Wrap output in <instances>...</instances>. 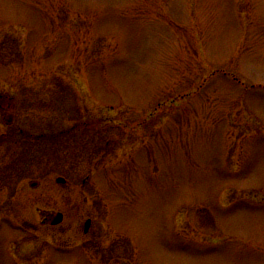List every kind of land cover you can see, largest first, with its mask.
I'll return each instance as SVG.
<instances>
[{"label":"rangeland","instance_id":"obj_1","mask_svg":"<svg viewBox=\"0 0 264 264\" xmlns=\"http://www.w3.org/2000/svg\"><path fill=\"white\" fill-rule=\"evenodd\" d=\"M0 91V264H264V0H0Z\"/></svg>","mask_w":264,"mask_h":264},{"label":"flooded vegetation","instance_id":"obj_2","mask_svg":"<svg viewBox=\"0 0 264 264\" xmlns=\"http://www.w3.org/2000/svg\"><path fill=\"white\" fill-rule=\"evenodd\" d=\"M34 133L30 131L18 127L17 121V103L16 97L14 95H5L0 91V162L4 161L3 157H13L17 156L18 148H22V143L26 140L24 137L31 139ZM58 179V178H57ZM56 179V183L60 184L63 187L70 185L66 180L64 183H58ZM36 183H32L34 186ZM0 190V212L4 211L6 206L4 205L5 201L1 199V193L7 192V183L6 178H4V182L1 183ZM3 202V203H2ZM39 215L41 217V221L39 225H32L30 232H32L35 238H40L43 242H47L48 244H53V237L50 234L42 235L39 231L40 227H58L61 226L62 222L55 224V220L59 213L56 210L47 211L42 209H37ZM63 215V214H62ZM64 219V216H63ZM91 220V219H88ZM87 222V221H86ZM86 222L83 229V234L85 236H89L92 232V220L89 227L86 230ZM96 232H93L92 235L95 236ZM54 245V244H53ZM56 246H59L58 244ZM60 247V246H59ZM123 264V263H116Z\"/></svg>","mask_w":264,"mask_h":264},{"label":"water","instance_id":"obj_3","mask_svg":"<svg viewBox=\"0 0 264 264\" xmlns=\"http://www.w3.org/2000/svg\"><path fill=\"white\" fill-rule=\"evenodd\" d=\"M57 182H58V183H64V182H65V179L59 177V178L57 179ZM62 220H63V215H62V214H58V215H57V218H56V220H55V224H58V223L62 222ZM90 223H91V220H87V222H86V230H87V228L89 227ZM123 264H128V263H123Z\"/></svg>","mask_w":264,"mask_h":264}]
</instances>
